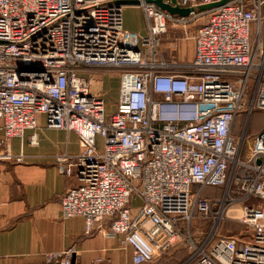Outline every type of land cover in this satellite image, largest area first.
Returning <instances> with one entry per match:
<instances>
[{"label":"built area","instance_id":"1","mask_svg":"<svg viewBox=\"0 0 264 264\" xmlns=\"http://www.w3.org/2000/svg\"><path fill=\"white\" fill-rule=\"evenodd\" d=\"M120 1L0 0V146L37 129L39 116L76 133L80 152L56 158L77 179L62 218L82 217L86 235L120 238L133 264L154 262L176 242L187 250L184 264H264V127L246 153L243 136H233L239 117L264 113V1L210 11L193 63L174 69L159 58L160 37L190 19L138 0L142 36L125 29ZM105 68L121 73L112 111L85 76ZM2 183L0 171V191ZM208 188L223 194L205 196ZM228 219L245 231L222 234ZM77 255L70 248L46 258L78 264Z\"/></svg>","mask_w":264,"mask_h":264},{"label":"crops","instance_id":"2","mask_svg":"<svg viewBox=\"0 0 264 264\" xmlns=\"http://www.w3.org/2000/svg\"><path fill=\"white\" fill-rule=\"evenodd\" d=\"M205 13L201 12L200 16ZM204 19L190 20L192 22L187 24L170 23L167 33L161 36L159 58H163L171 69L193 63L196 35L200 27L198 23ZM124 27L142 36L148 34L147 20L139 6H125ZM256 32L254 25L253 36ZM262 40L264 42V26ZM96 72L90 71L85 76L92 83L101 84L107 103L108 96L114 94V91L104 85H112L117 78L105 75L98 79L99 74ZM119 82L120 89L121 78ZM119 89L114 94L117 102ZM99 91L96 94L98 92L101 96ZM33 135H36L35 144L30 143ZM2 136L0 127V138ZM6 152L15 158L23 155V162L3 159ZM79 152L77 134L48 128L44 116L38 117L37 129L27 131L23 138L9 140L6 146H0V171L3 174L0 191V264H59L49 263L46 255L61 253L70 248L77 250L78 264H133L132 250L123 249L120 238H106L98 230L92 235H86L85 220L82 217L69 220L62 218L63 195L77 185V179L65 176L56 158L60 154L75 156ZM139 205L138 200L132 204L133 207ZM178 249H184V245L178 244Z\"/></svg>","mask_w":264,"mask_h":264},{"label":"rangeland","instance_id":"3","mask_svg":"<svg viewBox=\"0 0 264 264\" xmlns=\"http://www.w3.org/2000/svg\"><path fill=\"white\" fill-rule=\"evenodd\" d=\"M248 1H251V0H248ZM188 8H197V7H188ZM143 12H144V10H143ZM211 12H207L201 16H200V13H193V14H199V16L196 19L205 17V19L203 21L202 20L199 21L198 25L200 27L207 22L208 16L211 14ZM193 14H191L189 17H184V18L195 21V19H193L194 18ZM144 15H145V13H144ZM174 16H176V15H174ZM177 17H180V16H177ZM160 41H161V37H160ZM158 52H159V48H158ZM159 54H160V52H159ZM160 56H161V54H160ZM96 71H97L96 73L99 74V76H97L98 79H101V76H105V75H112V76H114V78H117L116 81L113 80L114 83H112V85H110V84L104 85L105 88L111 87L114 91V94H117L118 89H119V83H120L119 80L121 77V73L118 70H115L112 68L97 69ZM92 84L93 85L95 84L93 87L94 92L96 93V91L100 90L101 96L104 97L105 100H107L106 99L107 96H105V94L102 90L101 84L98 85V84H96V82L95 83L93 82ZM97 94H98V92H97ZM114 94L108 96L109 99H108L107 103L109 102L108 108L110 111H112L115 103H117L116 95H114ZM244 126L246 127V131L243 134V127ZM262 127H264V113L263 112H259V111L254 112L249 119L246 118L245 116H241L237 119V121L235 122L234 128H233V136L238 137V138L243 136V141H242L243 152H245V153L247 152V150H248V148L252 142V139L255 137V135H257L259 133V131L262 129ZM222 194H223L222 189L218 190V189H214V188H208L205 192V196H208V197L214 196L215 198H220L222 196ZM230 216H238V215H237V213H234V214H231ZM107 227H109V226H107ZM95 231H97V230H95ZM95 231L92 234H94ZM243 231H245V228L243 227V225L241 223H239L235 219H228L227 221H225V223L222 225V228H221V233L224 235H231V234L240 233ZM178 244H180V243L176 242L173 245L172 249L167 254L161 255L154 262L148 263V264H184L185 259L187 257V250H186V248H184L182 250L178 249Z\"/></svg>","mask_w":264,"mask_h":264},{"label":"water","instance_id":"4","mask_svg":"<svg viewBox=\"0 0 264 264\" xmlns=\"http://www.w3.org/2000/svg\"><path fill=\"white\" fill-rule=\"evenodd\" d=\"M232 1L234 0H217L212 4L199 6L197 8L180 7L176 0H170V2H166V0H147V3L155 4L161 10L172 15L189 17L193 13L210 12L216 10ZM119 4L123 6H140V2L138 0H122L119 2Z\"/></svg>","mask_w":264,"mask_h":264}]
</instances>
